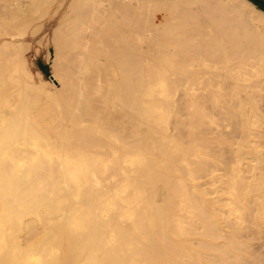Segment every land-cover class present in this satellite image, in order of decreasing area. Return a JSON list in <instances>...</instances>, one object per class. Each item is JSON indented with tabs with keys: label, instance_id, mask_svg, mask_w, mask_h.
<instances>
[{
	"label": "bare ground",
	"instance_id": "bare-ground-1",
	"mask_svg": "<svg viewBox=\"0 0 264 264\" xmlns=\"http://www.w3.org/2000/svg\"><path fill=\"white\" fill-rule=\"evenodd\" d=\"M52 7L60 89L43 111L0 97V263L264 264V13L0 0L8 89L40 91L15 23Z\"/></svg>",
	"mask_w": 264,
	"mask_h": 264
},
{
	"label": "rangeland",
	"instance_id": "rangeland-1",
	"mask_svg": "<svg viewBox=\"0 0 264 264\" xmlns=\"http://www.w3.org/2000/svg\"><path fill=\"white\" fill-rule=\"evenodd\" d=\"M53 10L54 7L50 8L49 13H47L44 16H42V14L39 13H32L30 14H26V15H20V14H16L19 16H23V19H26L24 17L27 18H34V19H26L27 23L25 22L26 20H23L22 18L20 20H16L17 23H15V26L17 28H19L18 26H20V29H22V31H24L23 29H26V43L28 46V50L25 51L24 53V57L26 60V64H27V68L29 69V71L31 72L32 76H33V82L34 84L40 86V91L39 92H35V91H14V89H8L6 83L8 82V73L5 72L3 70V68L1 67L4 63L3 60L0 62V97L1 99H4L6 97H8V101H12L16 103L17 109L18 107H22V105H24V107L29 103L30 106L32 104L31 107L36 106V108L40 111L46 110V108L48 109V106L51 102V99L48 97L50 95H52L53 90L52 87L55 88V90L60 89V85L56 82L53 81V85L51 87L50 81H52L53 79L51 78L54 73H53V68L51 66V62L54 59V54H55V50L53 49L54 47H52V36H53V32L55 30V28L58 26L59 21H60V17L62 15V10L61 14L60 13H55L54 16L51 15L53 14ZM162 13V14H161ZM37 14V15H34ZM39 14V15H38ZM15 15V16H16ZM51 15V17H50ZM30 16V17H29ZM32 16V17H31ZM37 16H40L39 19ZM37 17V19H36ZM165 13L164 12H160L157 14L156 16V21L158 23H160L161 21H163L165 19ZM18 18V17H17ZM18 18V19H19ZM161 19V20H160ZM18 21L22 22V25H20L21 23ZM33 21V22H31ZM31 23V25L29 23ZM17 24V25H16ZM26 24V25H24ZM29 25V28H28ZM26 28H25V27ZM39 29H38V28ZM28 28V29H27ZM35 28V29H34ZM31 29L35 34L34 36L30 37V35L28 33H30L29 30ZM37 29V30H36ZM25 30V31H26ZM31 31V33H32ZM25 43V44H26ZM146 47V46H145ZM144 47V49L146 50V48ZM42 65H44L46 67V75L44 74V76L41 75V77H39L37 75V73H40L39 70L43 67ZM7 81V82H6ZM43 81H47L48 83L44 84ZM10 86H12V84L8 83ZM11 88V87H9ZM13 88V87H12ZM9 104L11 102H8ZM3 104H6V102H4ZM20 105V106H19ZM15 106V104H14ZM13 106V107H14ZM27 105V107H30ZM23 107V108H24ZM16 109V108H15ZM34 109V110H37ZM19 110V109H18ZM30 112V111H29ZM31 112H35V111H31ZM35 114V113H34ZM1 264V263H0Z\"/></svg>",
	"mask_w": 264,
	"mask_h": 264
},
{
	"label": "crops",
	"instance_id": "crops-1",
	"mask_svg": "<svg viewBox=\"0 0 264 264\" xmlns=\"http://www.w3.org/2000/svg\"><path fill=\"white\" fill-rule=\"evenodd\" d=\"M249 1L251 4H253L258 10H260L261 12L264 13V0H247ZM43 67L41 69L46 70V67L44 65H42ZM39 70V72L41 73L42 76H44L43 71Z\"/></svg>",
	"mask_w": 264,
	"mask_h": 264
},
{
	"label": "trees",
	"instance_id": "trees-1",
	"mask_svg": "<svg viewBox=\"0 0 264 264\" xmlns=\"http://www.w3.org/2000/svg\"><path fill=\"white\" fill-rule=\"evenodd\" d=\"M42 71H43V74H45L46 75V70H44V69H41Z\"/></svg>",
	"mask_w": 264,
	"mask_h": 264
}]
</instances>
